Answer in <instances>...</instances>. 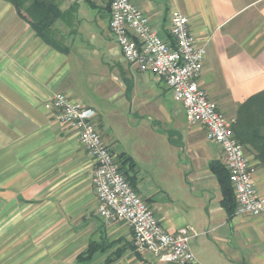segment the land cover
I'll return each instance as SVG.
<instances>
[{
  "label": "crops",
  "instance_id": "0c3cea01",
  "mask_svg": "<svg viewBox=\"0 0 264 264\" xmlns=\"http://www.w3.org/2000/svg\"><path fill=\"white\" fill-rule=\"evenodd\" d=\"M132 2L164 39L169 37L173 10L188 18L191 32L206 42L198 83L217 108H232L229 114L234 115L238 104L264 90V0ZM60 9L63 15L54 27L67 43L65 51L43 42L11 3L0 0V218L5 216L1 205L6 201L27 200L42 219L50 223L57 219L60 226L52 224L45 231L56 235L47 242V264H54V258L62 264H162L135 249L126 222L105 223L97 215L92 158L76 132L56 121L44 104L59 91L92 108L95 125L109 147L108 125L100 110L94 102L81 101L85 86L95 85L104 99L129 115L158 116L157 124L165 122L169 106L165 95L171 92L150 72L123 61L108 28L105 0H64ZM74 26L77 31L71 30ZM82 74L87 78L80 79ZM192 126L190 131L162 132L179 152L175 156L179 186L192 200L191 212L159 203L141 186L137 172L135 191L168 231L186 224L194 228L197 236L190 241L194 264H264V215L227 216L220 186L209 168L213 161L223 163V152L206 140L203 126ZM246 157L254 188L264 196V168L251 154ZM90 243L97 248L90 259L77 260ZM0 247L5 250V243ZM13 247L14 254L21 251L18 243Z\"/></svg>",
  "mask_w": 264,
  "mask_h": 264
},
{
  "label": "built area",
  "instance_id": "2783aa9c",
  "mask_svg": "<svg viewBox=\"0 0 264 264\" xmlns=\"http://www.w3.org/2000/svg\"><path fill=\"white\" fill-rule=\"evenodd\" d=\"M105 1L108 28L123 61L153 74L181 103L186 122L203 126L206 140L222 150L236 199L234 214L264 215V196L254 188L251 166L233 133L234 119L223 115L198 83L206 53L205 40L191 32L188 18L178 10L171 12L169 37L164 39L132 0ZM44 106L56 121L76 132L92 158L91 182L98 202L96 212L102 221L126 222L132 230L135 249L152 254L162 264L196 263L190 245L196 231L188 224L174 231L163 226L119 171L115 156L95 125L94 110L59 91Z\"/></svg>",
  "mask_w": 264,
  "mask_h": 264
},
{
  "label": "rangeland",
  "instance_id": "374dc122",
  "mask_svg": "<svg viewBox=\"0 0 264 264\" xmlns=\"http://www.w3.org/2000/svg\"><path fill=\"white\" fill-rule=\"evenodd\" d=\"M83 4L87 6V3ZM55 28L56 31L52 38L60 45L66 46L67 43L63 35H60V30ZM72 29L77 31L75 26ZM70 35L71 32H69ZM86 42H89L88 37ZM84 45L88 48V43H84ZM85 78H87L85 74L80 76L82 80ZM83 92H85V96L81 101L84 103L94 102L100 110L104 122L108 125L109 147L115 157L124 152L136 162L137 177L141 186L147 187L159 203L175 206L178 211L191 212L189 206L192 205V200L189 197H184V190L179 186L181 184L179 164L175 157L179 152L168 142L166 135L162 132L167 133L168 128L187 131L194 128L184 121L182 108L172 99V95L169 92L166 93L165 99L169 106H166L165 109V122L159 121L157 124L156 119L161 120L158 116H155V119L153 116L152 119H149L146 114L143 116L144 118H141L139 115H129L127 111L123 112L118 104L104 99L95 85L91 88L85 86ZM218 110H221L220 112L226 117L233 116L229 114L232 108L227 110L218 108ZM247 154L248 152L245 150V155ZM8 190L11 191V189ZM11 193L13 194L12 191ZM35 210H37L36 207H31L27 200H22V202L6 201L1 205V211H5V216L0 218V243H5L6 248L4 250L3 247H0V264H47L49 262L46 256V252L49 250L47 247L50 246L48 243L53 237L56 238V235L54 233L47 234L45 231L52 224L54 228L60 224L57 219H53L52 223L42 219ZM4 230L5 233H3ZM9 239L11 240L8 241ZM17 243L19 244L18 249L21 251L14 254L13 245ZM6 249L10 251L8 252ZM57 260L54 258V264H62L61 259Z\"/></svg>",
  "mask_w": 264,
  "mask_h": 264
},
{
  "label": "trees",
  "instance_id": "16d2710c",
  "mask_svg": "<svg viewBox=\"0 0 264 264\" xmlns=\"http://www.w3.org/2000/svg\"><path fill=\"white\" fill-rule=\"evenodd\" d=\"M11 3L17 15L26 21L35 35L50 47L65 51L62 45L52 38L55 33L54 24L62 18L60 4L64 0H6ZM232 129L235 138L264 168V90L249 96L235 108L232 116ZM169 141L173 144L170 139ZM175 145H178L177 143ZM119 171L134 189L136 179V162L124 152L115 157ZM215 175L221 191V206L230 218L236 208V199L229 180V173L224 163L213 161L209 165ZM135 190V189H134ZM96 244L90 243L87 249L78 254L76 259L88 260L96 251ZM112 261V260H111ZM109 260V262H111Z\"/></svg>",
  "mask_w": 264,
  "mask_h": 264
}]
</instances>
